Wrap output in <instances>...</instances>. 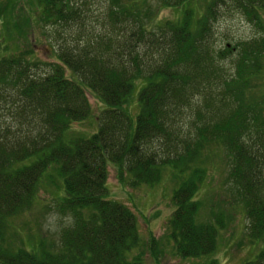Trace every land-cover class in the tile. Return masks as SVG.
<instances>
[{
  "label": "trees",
  "instance_id": "16d2710c",
  "mask_svg": "<svg viewBox=\"0 0 264 264\" xmlns=\"http://www.w3.org/2000/svg\"><path fill=\"white\" fill-rule=\"evenodd\" d=\"M18 1L0 4V264H143L145 250L158 263L159 238L128 258L137 219L107 199V162L121 182L151 185L163 165L203 163L209 144L223 147L246 235L263 243L240 264H264V0H35L28 11ZM227 13L261 34L216 43L215 24ZM32 24L51 31L48 61L28 40ZM91 96L103 106L97 114ZM91 116L97 130L85 136L76 126ZM52 166L62 185L45 176ZM203 175L195 168L173 194L171 248L182 259L216 251L217 228L196 222ZM45 183L62 193L53 209L69 218L58 244L10 231Z\"/></svg>",
  "mask_w": 264,
  "mask_h": 264
},
{
  "label": "rangeland",
  "instance_id": "374dc122",
  "mask_svg": "<svg viewBox=\"0 0 264 264\" xmlns=\"http://www.w3.org/2000/svg\"><path fill=\"white\" fill-rule=\"evenodd\" d=\"M35 0H19V7H24L27 11L31 3ZM3 0H0L2 4ZM196 12H200L198 6L194 7ZM163 17L173 16L172 10H163ZM177 13L176 16H178ZM32 35H28L36 57L48 61L51 56V46L47 43V38L51 39V31L42 30L32 24ZM3 27L0 24V33ZM216 43H226L227 40L234 44L237 41L249 40L261 34L245 19L235 13H227L219 18L215 24ZM264 82V78L261 83ZM138 89L134 90L133 98H136ZM90 102L93 106L94 113L97 114L103 108L99 106L92 96ZM136 104L130 109V114L135 120L138 108ZM190 113L181 120L182 127L187 130L189 126ZM94 120V122H93ZM85 136H90L97 130L96 117H90L82 125L76 126ZM183 131V130H182ZM184 132V131H183ZM210 145V144H209ZM207 145L202 151L201 157L203 163H189L188 167L178 166L176 168L169 165L160 167L161 174L158 182L154 184H141L137 187L131 186V177L128 176L121 182L118 179V169L116 165L107 162L109 169L106 187L108 190L107 199L117 201L127 206L136 216L138 243L127 252L128 258L139 256L146 245L152 244V238H159V247L165 252L158 254V263L152 254L145 250L141 263L143 264H240L245 261L253 260L254 257L263 248V243L251 241L246 235V210L241 201H233L231 190L226 184L227 173L229 171L228 160L225 158L224 151L215 144ZM160 147H157L159 150ZM223 148V147H222ZM199 167L204 171L203 179L194 199L200 202V207L196 215V222L202 224H211L217 228V241L215 253L200 256L197 258H179L172 255L175 240L172 237V227L170 220L175 210L173 203V194L183 182L192 174V171ZM45 176L50 177L53 182H59L60 178L54 166H52ZM227 185V186H226ZM51 185L46 183L42 185L39 191V200L30 211L21 213L11 218L12 233L17 235L18 239L30 238L32 240L41 237H49L52 241H57L63 224H68L69 218L61 217L54 207L53 200L62 194L54 193ZM53 194V196H51ZM223 225V227H221ZM48 243V240H43ZM29 249L28 242L26 243ZM49 244V243H48ZM172 247V248H171ZM169 251V252H167Z\"/></svg>",
  "mask_w": 264,
  "mask_h": 264
}]
</instances>
